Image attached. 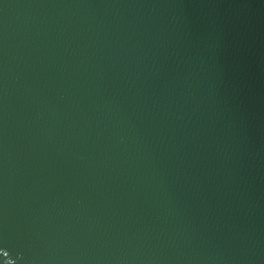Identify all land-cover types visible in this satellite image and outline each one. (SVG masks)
<instances>
[{"label":"water","instance_id":"1","mask_svg":"<svg viewBox=\"0 0 264 264\" xmlns=\"http://www.w3.org/2000/svg\"><path fill=\"white\" fill-rule=\"evenodd\" d=\"M0 264H264V0H0Z\"/></svg>","mask_w":264,"mask_h":264}]
</instances>
